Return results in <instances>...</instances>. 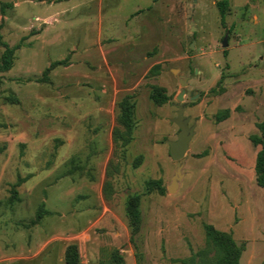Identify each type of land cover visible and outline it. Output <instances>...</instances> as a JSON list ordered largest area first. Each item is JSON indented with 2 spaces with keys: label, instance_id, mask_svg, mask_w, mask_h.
Returning <instances> with one entry per match:
<instances>
[{
  "label": "rangeland",
  "instance_id": "374dc122",
  "mask_svg": "<svg viewBox=\"0 0 264 264\" xmlns=\"http://www.w3.org/2000/svg\"><path fill=\"white\" fill-rule=\"evenodd\" d=\"M220 1L0 0V33L20 44L0 72V264H66L70 243L81 264L116 248L124 264H183L204 245L205 222L245 244L240 264L264 262V188L249 139L264 113V0H228L224 22ZM153 85L166 88V103L150 98ZM129 92L136 127L123 157L112 130ZM182 102L194 134L175 160L168 140ZM111 161L120 168L107 176ZM180 167L176 190L147 191L149 179L167 187ZM130 193L141 196L140 260Z\"/></svg>",
  "mask_w": 264,
  "mask_h": 264
},
{
  "label": "trees",
  "instance_id": "16d2710c",
  "mask_svg": "<svg viewBox=\"0 0 264 264\" xmlns=\"http://www.w3.org/2000/svg\"><path fill=\"white\" fill-rule=\"evenodd\" d=\"M218 6L222 21L224 22L228 9V0L218 2ZM0 43L4 48L0 60V72L8 71L13 66L15 50L20 47V44L14 46L10 45L5 39H3L1 33ZM65 62V59L53 61L46 68L44 74L57 65L64 64ZM158 69L159 65L154 66L149 71V75L158 71ZM150 98L156 104L161 105L166 103L170 96L165 87L153 85L150 90ZM136 107L137 100L135 92L125 93L117 102L116 122L112 130L115 155L122 153L121 155L125 157L126 150L134 140ZM230 114L231 110L226 108L216 114V120L222 121L228 118ZM250 137L254 144H261V149L256 156V180L257 184L264 188V113L262 121L259 123V133H253ZM142 160L143 155L140 154L134 159L133 165L135 167L139 166ZM119 168L120 162L113 163V161H111L108 165L107 176H113ZM146 189L148 192L157 190L160 194H165L167 187L163 184L161 179H149L146 182ZM103 191L105 198L109 199L112 193V183L110 180H106ZM140 204L141 196L139 193H130L127 195L126 215L131 229L130 241L134 244L137 250V260H140L142 257V252L140 251L141 247L137 240L142 226ZM44 211L45 210L43 209L39 210L38 218L42 216ZM203 227L205 233L204 245L193 251L189 257L181 258L179 261L183 264H240L242 254L246 248L245 244L238 243L231 231L220 229L212 223L205 222ZM65 263L81 264L80 251L77 243H70L67 245L65 251ZM100 264H124L123 254L120 249H113L109 260L103 261ZM262 264H264V262Z\"/></svg>",
  "mask_w": 264,
  "mask_h": 264
},
{
  "label": "water",
  "instance_id": "95a60500",
  "mask_svg": "<svg viewBox=\"0 0 264 264\" xmlns=\"http://www.w3.org/2000/svg\"><path fill=\"white\" fill-rule=\"evenodd\" d=\"M17 2H22L25 0H14ZM227 43V42H226ZM181 82H186L185 78H181ZM185 94V88L181 90L178 95L179 99H183ZM185 103H179L177 116L173 118L174 122L179 126L180 130L178 132V137L175 140H168L170 145V153L175 160H181L189 150L190 141L194 134L193 125L189 124L190 118L185 116ZM181 175V167L177 170V174L172 178L171 183L167 185L169 192H173L179 185V176Z\"/></svg>",
  "mask_w": 264,
  "mask_h": 264
},
{
  "label": "crops",
  "instance_id": "0c3cea01",
  "mask_svg": "<svg viewBox=\"0 0 264 264\" xmlns=\"http://www.w3.org/2000/svg\"><path fill=\"white\" fill-rule=\"evenodd\" d=\"M263 118V117H262ZM262 118L260 119V121L259 122H257V128H258V132L257 133H259V123L262 121ZM255 133V132H254ZM251 134H253V133H251ZM251 134H249V139H250V141L253 143V141L251 140ZM254 144V143H253ZM254 145H256V144H254ZM261 149V144H258V145H256V152H255V156H254V161H253V171H254V174H255V176L257 177V174H256V156H257V153H258V151ZM246 150H249V149H247V148H244V150H243V157H246V156H248V154H249V152H247ZM256 182H257V180H256Z\"/></svg>",
  "mask_w": 264,
  "mask_h": 264
}]
</instances>
